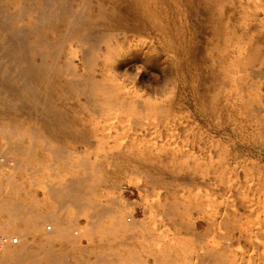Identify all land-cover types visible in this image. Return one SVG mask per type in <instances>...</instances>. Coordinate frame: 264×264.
Here are the masks:
<instances>
[{"label": "rangeland", "instance_id": "374dc122", "mask_svg": "<svg viewBox=\"0 0 264 264\" xmlns=\"http://www.w3.org/2000/svg\"><path fill=\"white\" fill-rule=\"evenodd\" d=\"M151 1L140 0L137 3L138 8L141 7L144 13L139 10L140 15L137 12V15L130 14L125 23L128 21L126 24L127 27H132L131 30L122 27L119 29L122 33L118 32L119 37H130L128 39L131 44L134 43L127 53L131 62L136 65L121 66L122 76H119V82L116 80L118 77L109 75L102 59L97 61L99 65L94 68L96 77L102 78L104 85L115 90L119 98L113 101V98L109 97L99 99L81 94H72V97L70 93H61L62 95L59 94L60 96L55 98L56 103L61 101L64 106L73 107L70 114L74 126H71V130L67 128L68 133H56L58 130H53L52 127L49 131V126L45 129L32 113L30 114L34 115L35 119L29 113L25 115L12 108L4 109L3 101L11 98L5 93H0V126H3L0 127V163L3 164H0V200L7 205L15 201L22 203L36 219L41 216L48 218V221L42 222L43 226L39 225L43 236H36L40 241L43 240L38 246L45 247V250L37 254L36 260L27 261L25 264H49L47 256L50 253L52 257L55 256L53 258L54 262L58 261L57 264H215L212 258L209 260L212 256H209L210 250L213 253L214 250L220 252H215L216 255L226 256L225 261L228 264H264V133L229 130L227 139L215 140L220 143L214 142L213 139L210 140L206 123L207 103L200 102L191 95H188V98L179 92L175 95L177 90L174 87L162 84L161 73L168 64V53L165 49L168 43L165 39L162 40L164 25H168L166 21L169 24L178 20L183 22L186 11L183 12L185 9L179 7L182 4L171 5L165 11L159 12L143 10L151 5ZM157 24L162 26L163 30L158 28ZM151 25L155 26V29H151ZM158 29L160 33L156 31ZM75 44L69 45L72 55L79 53ZM104 49H107L106 45H103L102 52H106ZM259 54L256 57H264V47L260 49ZM257 60L252 68L254 65V68L260 65ZM243 72V80L241 78L242 82L240 81L242 86H245L243 94H246L245 98L251 95L252 97H249L262 106L260 114L264 116V74ZM0 90L3 91L2 87ZM178 94L181 95L178 97ZM82 103L85 106L81 105ZM109 119L110 122L107 121ZM76 129L80 132L83 130L77 134ZM5 130H9L8 133ZM29 132L31 136L26 135ZM254 134L257 136L254 137ZM52 147L57 149V152L54 150L51 153L49 150ZM211 150L212 153L215 150V153L211 154ZM77 176H82L81 180ZM4 180L15 182L10 187L6 185L8 181ZM68 181L71 184H67ZM63 183L68 186V190L64 188V192L68 193L67 197L61 192ZM45 184L52 190L49 191L48 185ZM70 191L72 195H81L72 197L69 195ZM108 206L112 209L108 211L109 217L107 211H104ZM96 208H100L98 215ZM12 213L10 207L0 206V224H8V219L14 214ZM94 213L95 216H92ZM113 213L120 215L115 219L116 226L113 225ZM127 217L131 220H127ZM135 220L138 222L135 223ZM48 224L50 229L45 228ZM6 225H0V239L9 240V234L17 236L14 234L16 230H13L14 233L8 230L9 226L12 229L14 225ZM3 227L9 232L1 229ZM12 256H0V264H20L18 260L16 262L18 257Z\"/></svg>", "mask_w": 264, "mask_h": 264}, {"label": "bare ground", "instance_id": "6f19581e", "mask_svg": "<svg viewBox=\"0 0 264 264\" xmlns=\"http://www.w3.org/2000/svg\"><path fill=\"white\" fill-rule=\"evenodd\" d=\"M139 2L140 0H0V88L2 87L3 89V91L0 90L1 91L0 93H5V95H9L11 98V99H5L3 101V105H4L3 108L6 110L12 108L16 111H19L20 114H25V115L26 114L28 115V113L29 115H31L30 113H32L37 117L38 120H40V124L41 123L43 124V126L41 125L42 127L46 129V126H47V129H48V126H49V131H51L50 128L52 127L51 129L54 128L53 130H56V129L58 130L56 131L57 133L61 131L64 132L67 130V128L70 129L71 126L73 125L71 114H70V111L72 110L73 107L71 105L67 106L66 104H65L66 106H64L63 105L64 103L62 104L61 101H59L60 102L59 104L56 103L55 98L57 97V95L60 96L59 94L61 93H68V94L70 93L71 95L81 94L82 96L87 95L89 97L99 98V99L102 97H109V98H113V101L117 100L119 98L118 93L115 90L107 87V85L105 86L104 85L105 81L103 83V81L101 80L102 78L100 79L98 78V76L96 77L94 68L96 67L95 65L97 64L99 65L97 61L99 59H102L103 65H105L108 68L109 75L113 76V78L118 77L116 78V80L118 79L117 81L119 82L120 81L119 76L120 75L122 76V73L120 72L121 71L120 67L121 66L123 67L131 66L133 64L136 65L135 62L134 63L131 62L129 55L127 53V51L130 48H132L131 45L132 44L134 45V43L132 42L131 44L130 39H128L130 37L127 38L124 35H122L123 37H119L118 32H120L121 34L122 31H119V29H121L122 27L123 28L127 27L128 21L126 22L127 24L125 23V21H126V17H128L130 14H133L136 12L138 13L139 10L140 12L144 13V11H141V7L138 8L139 5L137 3ZM179 4H182L179 6L180 8H182V10L185 9L183 12L186 11V16L183 17L184 18L183 22H179L178 20V22L176 23L173 22L169 24L165 19L161 18V20L162 19L165 20L166 23L168 24L166 26L164 25V32H163L164 38L162 39V40L165 39V42L168 43L165 48L168 53V56H167L168 64L162 70V73H161L162 82H163L162 84H164L167 87H174V89L177 90L174 92V94L179 92L181 94L187 95V98H188V95H191V97L193 96L199 99L200 102L204 101L207 103V104L205 103L206 108L208 107L207 108L208 110L206 111V121H207L206 123L208 126V130L210 131L209 133L210 140L213 139L214 142H217L218 140H222V139L223 140L227 139L229 136L228 134L229 130L238 131L240 129V130H247V131H263L264 133V116L260 114L262 111V106L260 104H256L255 103L256 101L254 102V99L249 97L251 95H248L247 98H245L246 94L245 95L243 94V90L245 86H242L243 84H241L242 73H244L243 71H245L246 74L248 71H254L256 74H264V57L263 56L261 58L256 57L261 54V53L259 54V51L260 49L264 47V0H152L151 5L149 7H147L146 9L145 8L143 9V7H145L143 6L142 9L148 10L149 12L150 11L159 12V11H165V9L167 7H170L171 5L175 6ZM178 14H177V17H178ZM181 16H183V13ZM135 23H133V25H135ZM151 26L153 27V25ZM159 26L158 28L160 29L163 28L162 27L163 25L161 27ZM134 27L135 26H133V28ZM142 27H140V29ZM152 27L151 29H155V26L153 28ZM127 28H130V27L128 26ZM160 29L156 31H159L160 33ZM156 31L155 33H157ZM159 37L161 38V36ZM166 38H167V41H166ZM72 43H76L75 44L77 46L76 51L79 52V53L77 52L78 55H72L70 53L71 50L69 51L70 49L69 45ZM254 44H256V46H253ZM103 45L107 46V49L106 50L104 49V51L106 52H102ZM159 45H161V42ZM256 60L260 62V65H258V67L256 66L255 68H254L255 66L254 65L252 68L251 66L254 63H256ZM78 67L80 68L78 69ZM106 76H108V74ZM126 86L127 85H124V87ZM168 90H170V88ZM159 92H162L161 94L163 95V91L160 90ZM164 92H165V89H164ZM181 94H178L177 96L179 97V95ZM5 97H1V99H4ZM72 97L74 96L72 95ZM78 97H75V99ZM97 100L98 99H95V101ZM163 100H166V99H163ZM83 103L81 105L85 104ZM87 103L88 102H86V105ZM136 105L141 106L140 104H137V103ZM165 105L166 104H164V106ZM79 109L80 108H78V110ZM1 110L2 109H0V111ZM34 115L33 116L31 115V116L35 119L36 117H34ZM113 116L114 115H112V117ZM107 121L110 122V119ZM177 121L178 120H176V122ZM8 127L10 128L11 126H8ZM69 129L67 130L68 132H69ZM78 130L76 132L77 134L78 132L79 133L82 132L81 129H80L81 132ZM8 131L9 130L7 131L5 130L6 133H8ZM172 133H171V136H172ZM184 133L186 134V132ZM192 134L194 133L192 132ZM26 135L31 136L30 132L29 134H26ZM63 135L65 137V134ZM63 135H61V138H63L62 137ZM256 136L257 135H255L254 137ZM58 137H60V135ZM77 138H79V135L77 136ZM75 139H76V136H75ZM81 139L85 140L84 138H81ZM117 141H120V140H117ZM217 143H220V141ZM98 145H96V147ZM120 146H123V145L120 144ZM54 150L55 149L52 147L49 151L51 152ZM55 151L57 152V149ZM27 152H28V149H27ZM210 152L211 154H214L215 150H213V153H212V150ZM101 154H98V156ZM104 154L106 155V153ZM191 155L193 156L194 153H192ZM214 157L211 156L212 159ZM211 158L210 160H212ZM134 159H137V158H134ZM85 160L83 162H85L86 164ZM201 162H202V159H201ZM85 164L83 165L84 167H85ZM26 168L27 167H25V169ZM36 169L39 170L38 168ZM32 172H34V170ZM85 175H87V173ZM81 177L82 176H80V178ZM14 182L15 181L13 180H9L6 183V185L8 184L11 187L14 185ZM68 182L67 184H71L70 182L69 183ZM64 183H63L64 185L63 189L62 190L60 188L58 189L61 190V192L63 191L64 195H66L65 197H67L68 193L66 194L65 192L67 191L64 192V190L65 189L68 190L67 189L68 186L66 187V184ZM51 190L52 189H50L49 191ZM70 194H71V191L69 195ZM58 195H61V193H59ZM74 195H72V197ZM77 195L78 194H76L75 196ZM80 195L81 194H79L78 196ZM69 200H71L70 197H69ZM69 200H66V201H69ZM73 200L74 199H72V202ZM78 201L80 200L78 199ZM176 202H179V201H176ZM80 203L82 204V201ZM72 204L71 206L74 208L75 206ZM77 204L80 206L79 202ZM60 205H62V203ZM0 206L10 207V210L14 213V214L12 213L13 216L11 218L9 219L7 218L9 220L8 224L6 223L7 225L4 223L3 225L2 223L0 225L1 226L14 225L12 229H11V226H9L8 230L10 229V233L11 232L14 233L15 231L13 230H16L14 234L17 235L16 237L19 239L18 243L16 244L10 243L8 239L6 240L0 239V256L7 257V255H13L15 258L18 257L16 259V262L18 260V263L20 264H25L27 261L36 260V257L38 256L37 254H39L40 251L45 250V247L38 246V244L42 243L43 240L41 239L42 241H40L39 239L36 238V236L38 235H40L38 236V238L43 236V234H41V231L43 230L39 229L40 228L39 225L42 224L43 226L44 221L45 220L48 221L47 220L48 218H46L45 216H41L39 217L40 219L37 218L38 219L37 220L35 216H33L31 212L28 211L25 208V206H23V204L20 202L15 201L7 205L4 201L0 200ZM100 208L99 209L96 208L98 209L96 210V213L97 211L100 210ZM110 210L112 211V209L111 208L109 209V206H108V209L107 210L105 209L104 211H107L108 213V211ZM100 215H101V212H100ZM118 215H116V213L113 215V225L115 224V219H117ZM92 216H95V213L92 214ZM108 217H109V213H108ZM118 217H120V215ZM173 220L175 221V219ZM90 221L94 222L95 217H94V221L93 220H90ZM137 222L138 221L135 220V223ZM42 226L41 228H43ZM90 226H93V225H90ZM1 229H4V227ZM4 230H7V228L5 227ZM57 230L59 229L56 228V231ZM8 236L10 238L11 234H9ZM225 243H227V241ZM223 251L225 250L223 249ZM211 252L212 251L210 250L209 256H211V254L212 256L211 257L208 256L210 258L209 259L210 261L212 258L214 263L216 262L215 264H228L227 261H225V258H227L226 256L216 255L215 252L217 251L215 250H214V253L213 252L211 253ZM217 253H220V252H217ZM43 254L47 255L49 253H43ZM222 254L225 255V253H222ZM262 254H263L262 261H264V249L262 250ZM53 257L51 253L47 256V262L49 261L48 262L49 264L58 263L57 260L56 262H54L55 259ZM222 257H224V259ZM161 258H164V257L161 256ZM65 264H71V263L66 262Z\"/></svg>", "mask_w": 264, "mask_h": 264}, {"label": "built area", "instance_id": "2783aa9c", "mask_svg": "<svg viewBox=\"0 0 264 264\" xmlns=\"http://www.w3.org/2000/svg\"><path fill=\"white\" fill-rule=\"evenodd\" d=\"M130 218L129 217H127V220H129ZM51 228V226L48 224V225H46V229H50ZM18 241H19V239L16 237V236H11L10 238H9V242L10 243H12V244H16V243H18Z\"/></svg>", "mask_w": 264, "mask_h": 264}]
</instances>
